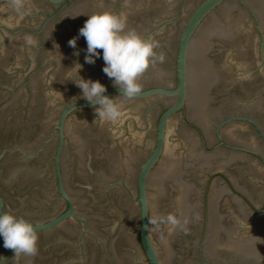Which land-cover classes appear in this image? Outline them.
I'll use <instances>...</instances> for the list:
<instances>
[{
    "label": "clouds",
    "instance_id": "1",
    "mask_svg": "<svg viewBox=\"0 0 264 264\" xmlns=\"http://www.w3.org/2000/svg\"><path fill=\"white\" fill-rule=\"evenodd\" d=\"M124 27L121 18L114 14H94L88 16L79 30V36L87 44L85 63L94 64L96 59L101 58V52L97 50H102L103 73L113 81L121 96L133 99L141 92L139 78L158 59L154 51L157 45L134 31L125 32ZM76 39L68 42L70 47H76ZM159 59L162 61L163 57ZM75 85L81 90L84 100L90 105H98L96 116L108 121L119 117V106L105 95L107 89L99 81L80 77V82ZM0 238L3 239V247L13 250L14 256H34L38 251L36 229L25 219L10 213L0 214ZM3 259L0 257V264H3Z\"/></svg>",
    "mask_w": 264,
    "mask_h": 264
}]
</instances>
